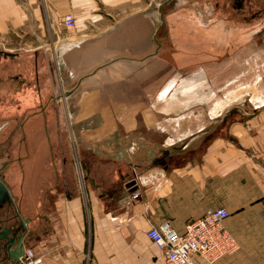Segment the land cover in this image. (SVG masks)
Segmentation results:
<instances>
[{
    "label": "crops",
    "instance_id": "1",
    "mask_svg": "<svg viewBox=\"0 0 264 264\" xmlns=\"http://www.w3.org/2000/svg\"><path fill=\"white\" fill-rule=\"evenodd\" d=\"M196 1L0 0L5 62L41 70L66 103L99 107L92 135L119 166L89 187V204L59 198L37 264H158L150 222L170 219L182 231L218 206L239 241L231 259L264 264V81L258 96L236 92L246 51L220 24L213 36L197 30L187 12ZM68 14L72 27L62 22Z\"/></svg>",
    "mask_w": 264,
    "mask_h": 264
},
{
    "label": "rangeland",
    "instance_id": "2",
    "mask_svg": "<svg viewBox=\"0 0 264 264\" xmlns=\"http://www.w3.org/2000/svg\"><path fill=\"white\" fill-rule=\"evenodd\" d=\"M214 1L189 3V22L211 36L219 24L221 30L236 33L237 40H231L234 43L231 45L237 49L242 46L244 54L246 51V55L237 59L246 65V71L235 82L236 92L246 95L241 92L250 90L258 96V87L264 81V54L260 53L264 51V0L243 3V7L235 10L230 3H224L225 10L219 12L215 11ZM17 47L16 50H22L20 44ZM6 49L0 39V177L8 185L22 215L31 219L25 254L18 262L25 264L35 258L42 260L34 248L42 234L52 233V225L61 214L59 198L66 200L81 195L89 204V187H100L102 180L116 177L119 166L115 153L101 149V144H106L103 138L92 135L102 126L99 107L66 103L64 97L68 95L48 87L41 70L37 77L34 66L27 62V65L6 63L3 52ZM57 96L63 100L56 99ZM116 143V137L109 138L108 144ZM12 213L6 206L0 210L1 217L11 214L4 218V224H17L18 217ZM232 256L227 255L215 264H239ZM5 262L0 260V264Z\"/></svg>",
    "mask_w": 264,
    "mask_h": 264
},
{
    "label": "built area",
    "instance_id": "3",
    "mask_svg": "<svg viewBox=\"0 0 264 264\" xmlns=\"http://www.w3.org/2000/svg\"><path fill=\"white\" fill-rule=\"evenodd\" d=\"M62 22L72 27L75 18L71 14L63 15ZM133 196L137 197L138 192H134ZM230 214L225 206L209 208L202 217L188 221L182 231L176 230L170 219L157 225L150 222L147 236L163 252V259L158 264H199L196 256L214 264L234 254L239 249V241L225 225ZM40 262L41 258H35L25 264Z\"/></svg>",
    "mask_w": 264,
    "mask_h": 264
},
{
    "label": "flooded vegetation",
    "instance_id": "4",
    "mask_svg": "<svg viewBox=\"0 0 264 264\" xmlns=\"http://www.w3.org/2000/svg\"><path fill=\"white\" fill-rule=\"evenodd\" d=\"M262 0H215V11H224L225 8L223 6L224 3H230L231 9H240L243 7V3H261ZM2 203H6L11 207V212H14L15 216H17V224L14 227L12 224H4V218L8 219V217H1L0 216V234L2 236L6 237L8 236L10 238V241L12 242L11 248L9 249L10 254H8L5 257L6 262L4 264H19L18 262L21 261L20 256L22 255L23 249L26 248V237L29 234V222L30 217L22 215L21 210L19 209L17 202L13 199L12 193L10 192V196L5 199ZM13 214V213H12ZM13 214V216H14ZM15 228H13V227ZM11 255L12 257H9ZM5 256V254H4ZM4 258V257H3ZM20 259V260H19Z\"/></svg>",
    "mask_w": 264,
    "mask_h": 264
},
{
    "label": "water",
    "instance_id": "5",
    "mask_svg": "<svg viewBox=\"0 0 264 264\" xmlns=\"http://www.w3.org/2000/svg\"><path fill=\"white\" fill-rule=\"evenodd\" d=\"M10 196V189L8 187V185L5 183V181L0 177V206L2 205V202L7 199ZM1 240L5 241V243H8V247L6 250V247H3V249L6 251H8V254H10L9 249L11 248L12 242L10 241V238L8 236L4 237L2 236V234H0V247L1 246ZM24 252V249L23 251ZM7 253L5 254V256L8 255ZM9 257H12L11 255H9ZM6 259V258H2L1 260ZM20 260V259H19Z\"/></svg>",
    "mask_w": 264,
    "mask_h": 264
},
{
    "label": "bare ground",
    "instance_id": "6",
    "mask_svg": "<svg viewBox=\"0 0 264 264\" xmlns=\"http://www.w3.org/2000/svg\"><path fill=\"white\" fill-rule=\"evenodd\" d=\"M1 246L2 247H0V260L4 257H8V256H4V254H6L7 253V251H6V253H5V250L3 249V247H6V250H7V247H8V243H5V241H2L1 240ZM1 252H2V256H1ZM25 254V249H24V252L22 253V255L20 256V259L22 258V256Z\"/></svg>",
    "mask_w": 264,
    "mask_h": 264
}]
</instances>
